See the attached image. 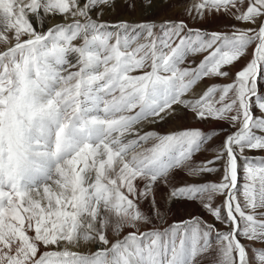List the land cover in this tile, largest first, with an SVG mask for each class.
I'll return each mask as SVG.
<instances>
[{"label":"snow or ice","instance_id":"snow-or-ice-1","mask_svg":"<svg viewBox=\"0 0 264 264\" xmlns=\"http://www.w3.org/2000/svg\"><path fill=\"white\" fill-rule=\"evenodd\" d=\"M114 3L0 0V264H203L209 254L214 264H264L255 247L264 245V156L245 155L264 151V0L187 9L250 25L230 32L101 19ZM56 15L64 20L45 30ZM249 47L232 82L194 94L203 79L227 77ZM174 106L234 129L212 160L191 163L217 130L145 131ZM177 169L222 175L175 187ZM160 185L167 201L199 200L227 230L194 217L142 231L152 217L141 201L162 215Z\"/></svg>","mask_w":264,"mask_h":264},{"label":"rangeland","instance_id":"rangeland-1","mask_svg":"<svg viewBox=\"0 0 264 264\" xmlns=\"http://www.w3.org/2000/svg\"><path fill=\"white\" fill-rule=\"evenodd\" d=\"M120 2L122 5L116 8L115 10V5ZM123 2L125 3L123 4ZM126 2L127 0H115L114 6L112 8L104 9V14L101 19L105 20L106 18H109V16H112V13H114L113 17H115L114 19L116 21L127 20L131 23L135 21L133 19L139 20L140 18L142 21H152L157 24L166 20H184L190 28H198L206 30L208 32H230L232 30V25H236L240 28L250 27V25L235 21L231 17L223 14H205L203 19H194L193 17L195 16V13L189 15L187 13V9L192 4H194L196 0H167V2H165V0H152L153 6L151 8L142 7L140 0H134V8L128 6V4L132 3L133 0H130L128 3ZM151 11H153V16L149 14ZM92 15L95 17V12H93ZM151 17L153 18L151 19ZM63 20L64 18L60 15L46 18V22L44 23V29L46 30L47 27H50L55 23L62 22ZM111 21L112 20H110V22ZM252 52L253 48L249 47L246 55H244L238 61L234 62L232 65L225 66L224 71H227L229 73L227 77L213 76L207 77L200 81L199 84L193 90L194 94L197 96L199 94H202V92L207 88V86L211 84H226L232 82V80L235 78V73L242 69L245 64L252 58ZM206 54L207 53H201L198 55L190 56L189 60L195 61V63L198 64L200 60L203 59V56ZM192 66L194 67L195 64H193ZM261 83H264V81H261ZM191 95L192 94H190V96ZM174 108L175 112L172 115L168 116L165 121H159L160 125H158V127H155L154 124H150L147 128L145 127V131L154 130L161 134H165L173 131H179L190 128H197L204 132L217 130L219 134L214 135L211 140L207 141L202 146L201 150L198 153L194 154L191 163L193 166H196L202 162L212 160L217 154V151L222 147L226 134L234 130L230 127L229 122L213 118L198 119L197 117H195L192 111L184 108L183 106H174ZM177 109H182L185 112L179 113ZM168 119L169 123L167 122ZM221 129L225 131H219ZM245 155L260 157L264 156V151L250 150L246 151ZM212 166L218 169H222V162L218 161ZM221 175L222 171H217L213 173H203L199 176H194L190 175L186 169H177L171 174L170 183L175 187H179L183 184L215 182L219 181ZM243 182V172L241 169L238 183L242 184ZM168 190L169 189L164 187L163 185H160L155 189L156 197L159 195V198L157 197V200L160 201V204L162 205V207H160V212L162 213V215H156L152 211V209L150 213H147L146 210H144L145 200L141 201V210L152 217V223L141 226L142 231L146 228H152L154 226L164 228L172 224L173 222L189 220L194 217H200L208 223L214 224L217 229L227 230L224 224H221L219 221H216L214 217L208 213L207 209L203 207L202 203L199 200L176 199L170 202L167 201ZM161 198L162 200H160ZM222 200L223 197H217L214 203L220 204ZM196 208L198 212L194 213L196 211ZM243 242L249 243L248 241ZM255 247H264V245L260 244L259 242H255ZM92 250L94 251L95 248H93ZM203 264H214L212 254H209L204 259Z\"/></svg>","mask_w":264,"mask_h":264},{"label":"bare ground","instance_id":"bare-ground-1","mask_svg":"<svg viewBox=\"0 0 264 264\" xmlns=\"http://www.w3.org/2000/svg\"><path fill=\"white\" fill-rule=\"evenodd\" d=\"M129 1H130V0H127L126 3H128ZM124 3H125V2H123V4H124ZM121 5H122L121 2L118 3V4H116V5H115V10H116V8H118V7L121 6ZM109 10H110V9H109ZM113 12H114V11H113ZM115 12H116V11H115ZM112 14H113L112 16H109V18H106L105 20H106V21H110V20H112V21H116V20L114 19L115 17H113V16H114V13H112ZM149 14L153 16V11H151ZM111 17H113V18H111ZM152 18H153V17H151V19H152ZM133 20H135L133 23H139V22H142L141 18H140L139 20H138V19H137V20H136V19H133ZM55 21H56V20H55ZM112 21H111V22H112ZM131 21H132V20H131ZM202 88H203V87H202ZM195 91H196V90H195ZM177 111H179V113H180V112H181V113H182V112H185V111L182 110V109H177ZM187 111H188V110H187ZM192 113H193V112H192ZM184 114H185V113H184ZM165 120H166V119H165ZM165 120H164V121H165ZM167 122L169 123V119L167 120ZM154 125H155V127H158V125H160V124H159V122H157V123H155ZM145 127L147 128L148 125H146ZM146 128H145V129H146ZM224 136H225V135H224ZM159 193H160V192H159ZM158 196H159V195H158ZM158 196H157V197H158ZM158 198H159V197H158ZM162 198H163V196H162ZM162 198H161L160 200H162ZM143 201H144V200H143ZM219 201H220V200H219ZM218 204H219V203H218ZM144 206H145V209H144V210H146L147 213H148V212L150 213V212H151V208H149V206H150V205H149V201L145 200V202H144ZM143 208H144V207H143ZM196 212H198V211H197V208H196V211H195L194 213H196Z\"/></svg>","mask_w":264,"mask_h":264}]
</instances>
